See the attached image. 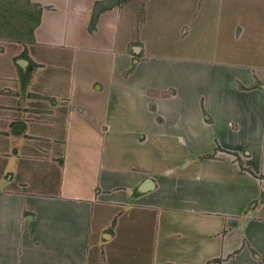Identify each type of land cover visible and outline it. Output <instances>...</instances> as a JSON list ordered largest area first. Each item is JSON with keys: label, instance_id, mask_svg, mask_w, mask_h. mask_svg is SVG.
Listing matches in <instances>:
<instances>
[{"label": "crops", "instance_id": "obj_1", "mask_svg": "<svg viewBox=\"0 0 264 264\" xmlns=\"http://www.w3.org/2000/svg\"><path fill=\"white\" fill-rule=\"evenodd\" d=\"M0 264H264V0H0Z\"/></svg>", "mask_w": 264, "mask_h": 264}, {"label": "rangeland", "instance_id": "obj_2", "mask_svg": "<svg viewBox=\"0 0 264 264\" xmlns=\"http://www.w3.org/2000/svg\"><path fill=\"white\" fill-rule=\"evenodd\" d=\"M159 4L161 3V2H158ZM171 51V50H170Z\"/></svg>", "mask_w": 264, "mask_h": 264}]
</instances>
